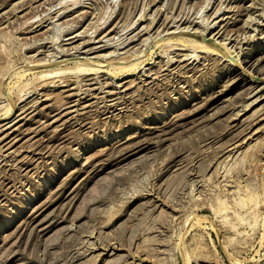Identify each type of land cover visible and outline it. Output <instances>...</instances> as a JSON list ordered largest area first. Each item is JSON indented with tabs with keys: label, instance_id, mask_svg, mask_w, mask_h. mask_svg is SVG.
Here are the masks:
<instances>
[{
	"label": "rangeland",
	"instance_id": "1",
	"mask_svg": "<svg viewBox=\"0 0 264 264\" xmlns=\"http://www.w3.org/2000/svg\"><path fill=\"white\" fill-rule=\"evenodd\" d=\"M0 264H264V0H0Z\"/></svg>",
	"mask_w": 264,
	"mask_h": 264
},
{
	"label": "bare ground",
	"instance_id": "2",
	"mask_svg": "<svg viewBox=\"0 0 264 264\" xmlns=\"http://www.w3.org/2000/svg\"><path fill=\"white\" fill-rule=\"evenodd\" d=\"M68 10V9H67ZM64 12H62L61 14H59L57 17H60L62 14H63ZM144 17V16H143ZM28 20V19H27ZM208 20V19H207ZM25 23H28V21H26ZM40 23V25L39 26H41L42 25V21L41 22H39ZM132 24V23H131ZM33 27V26H32ZM38 27V26H37ZM131 27V26H130ZM71 29V28H70ZM70 29H69V31H70ZM96 29V28H95ZM72 30V29H71ZM99 30V29H98ZM97 29H96V31H98ZM178 30H179V28H178ZM68 31V32H69ZM95 31V32H96ZM95 32H92V34L93 33H95ZM115 32V30H112V31H110V34L111 33H114ZM173 34H174V32H173ZM219 34V33H218ZM80 35V34H79ZM109 35V34H108ZM61 37V36H60ZM77 37H79L78 35L77 36H75V37H72V38H69V39H75V38H77ZM93 37V36H92ZM151 38V37H150ZM106 39V38H105ZM104 40V39H103ZM102 40V41H103ZM108 40V39H107ZM112 40V39H111ZM109 41V40H108ZM134 41V40H133ZM37 42V41H36ZM36 42H34L35 44H37ZM38 42H39V40H38ZM51 43H53V42H51ZM55 44H56V42H55ZM118 44V43H117ZM107 45V44H106ZM183 45V43L182 44H179L178 46H182ZM184 46V45H183ZM78 47V46H77ZM44 48V47H43ZM59 48V47H58ZM102 48V47H101ZM107 48V47H106ZM63 49V48H62ZM79 49V48H78ZM77 49V50H78ZM105 49V48H104ZM93 50H94V48H93ZM70 50H65V48L62 50V51H60V54L62 53H64V55H66V56H68V52H69ZM138 51V50H137ZM80 52V51H79ZM68 53V54H67ZM87 53V52H86ZM89 53V52H88ZM93 53V52H92ZM113 53V52H112ZM110 55V54H109ZM124 56L122 57V58H120V59H118V61L120 62V61H122L121 63H127V61L128 60H131V57L133 56V55H131L130 56V54L128 55L127 54V52L126 53H124L123 54ZM48 57V56H47ZM53 57V56H52ZM136 61V60H135ZM173 61V60H172ZM31 63H32V61H31ZM113 63V62H112ZM132 63V62H131ZM85 67V66H84ZM134 67V66H133ZM90 68V67H89ZM84 69V68H83ZM86 69V68H85ZM94 69V68H93ZM122 69V68H121ZM127 69V68H126ZM59 70V69H58ZM57 70V74H55V76L54 75H50L49 73H48V75L46 74V72H45V74H43V77L42 78H44L45 80H51V81H49V83H48V85H49V87H54V86H51V85H55V84H57L58 83V85H57V87H58V89H60V88H65V87H69V86H71L72 84H75L76 82H73V79L72 78H69L66 74H62V71L61 70H59L58 71ZM63 70V69H62ZM64 71V70H63ZM87 71L88 70H86L85 72L87 73ZM54 72V71H53ZM53 72H51V74H54ZM89 72V71H88ZM92 71H90V73H91ZM56 73V72H55ZM65 73V72H64ZM152 72H150V74H151ZM93 74V73H92ZM92 74H86V76H88V75H92ZM56 75H60V76H56ZM65 75L68 77H65ZM95 75V74H94ZM159 75H161V74H159ZM149 76V75H148ZM125 78H127V77H130V75L128 74V75H126V76H124ZM59 78V79H58ZM58 79V80H57ZM78 80V79H77ZM87 80V79H86ZM94 80V79H93ZM97 80V79H96ZM82 81H84V79H82ZM46 82H48V81H46ZM98 83H99V81H98ZM42 85H44V84H42ZM82 85H83V83H82ZM39 86V85H38ZM76 86H77V83H76ZM79 87H78V89L80 88V85H78ZM55 88H56V86H55ZM74 89V88H73ZM72 89V90H73ZM75 90H77V89H75ZM68 91H70V90H68ZM68 91H65V92H61V94H65V93H67ZM81 91H82V88H81ZM85 91H87V93H90V89L89 90H85ZM27 93V92H26ZM78 93H81V92H79L78 91ZM77 93V94H78ZM83 93V95H86L87 93H85V92H82ZM71 95H74V93H72V94H70V96ZM82 95V94H81ZM70 96H67L68 98L70 97ZM66 97V96H65ZM64 97V98H65ZM66 97V98H67ZM81 99V98H80ZM79 101V100H78ZM76 102V101H75ZM64 103V102H63ZM80 103V102H79ZM66 104V103H65ZM70 103H68V105H69ZM78 104V103H77ZM64 105V104H63ZM73 105V104H72ZM67 106V105H66ZM107 106V105H106ZM64 107V106H63ZM72 107H74V106H69L68 108H72ZM108 108H109V106H108ZM107 109V108H106ZM111 109V108H110ZM26 112H24L23 111V113L22 114H25ZM69 113H71V112H69ZM73 113V112H72ZM23 119H25V118H23ZM22 120V119H21ZM11 123H8V124H6V125H3L2 126V130L4 129V130H7V129H9L10 127H12L13 125L12 124H14L13 122H12V124L10 125ZM10 125V126H9ZM15 130H17V129H15ZM8 135V134H7ZM254 157V156H253ZM263 184V183H262ZM218 186V185H217ZM256 194V193H255ZM254 194H252L251 196L250 195H246L245 194V198H240L239 200H241V202H246V201H248V199H249V201L253 198V197H255V196H253ZM257 196V195H256ZM260 196V195H259ZM221 199V198H220ZM221 201V200H220ZM252 202V201H251ZM256 204H257V202H256ZM260 204V203H259ZM224 205V204H223ZM246 206V205H245ZM252 208V207H251ZM224 210V209H223ZM253 210V209H252ZM223 212V211H222ZM224 213V212H223ZM223 217H225V215L223 216ZM255 217V216H254ZM227 218H228V216H227ZM224 220V219H223ZM229 220V219H228ZM242 222V221H241ZM253 223H254V220L252 221ZM243 223V222H242ZM256 223V222H255ZM255 223L254 224H252V228H254V226H255ZM7 224V223H6ZM236 225V224H235ZM251 225V224H250ZM257 225V224H256ZM250 227V226H249ZM233 228V227H232Z\"/></svg>",
	"mask_w": 264,
	"mask_h": 264
}]
</instances>
